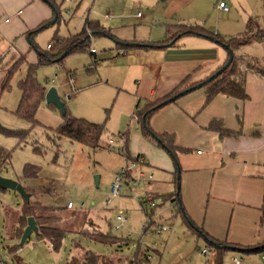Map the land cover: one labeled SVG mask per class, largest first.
<instances>
[{
    "label": "rangeland",
    "instance_id": "rangeland-1",
    "mask_svg": "<svg viewBox=\"0 0 264 264\" xmlns=\"http://www.w3.org/2000/svg\"><path fill=\"white\" fill-rule=\"evenodd\" d=\"M58 1L57 21L40 30L39 27L36 28L38 31L30 37L32 43L27 38L30 32L12 38L8 31L3 30L2 21L6 17H12L11 10L2 12L0 18V125L12 130L29 131L26 141L19 143L17 137L8 136L0 129V144L12 152L11 160L3 168L1 175L18 180L25 189H33L31 194L12 188L0 189V253L7 258L9 264H66L73 254L79 255L82 253L81 248H87L108 256H122L123 262L116 261L115 264H131L134 261L132 256L140 244V252L155 257L153 264H201L204 259L200 250L205 241L198 239L197 234L188 229L176 203L157 196V205L153 209L155 223H151L143 233L142 225L152 208L147 206V211H144L135 191H124L129 185L127 182L119 196L110 194V180L131 161L122 151L125 143L123 132L130 135L140 127L134 116L135 103L132 99L137 78L133 77L131 70L136 66H119L124 57L117 54V39L91 35L87 50L73 51L62 61L48 62L37 69V78L47 88L55 86L64 98L67 93H71V97L65 99V104L72 115L105 123L106 130L102 136L104 146L101 148L94 149L68 137H59L56 130L64 122V114L46 100L37 109L36 116L40 123L32 129L31 122L16 113L22 96L19 82L28 71L29 64L25 59L13 71L8 86L4 87L9 71L20 57V54L16 57L17 49L22 52L23 57L30 59L31 54L36 57L38 51L49 49L48 43H55V37L67 36L79 30L88 15L89 18H97L111 26L119 24L130 28L131 34L136 28L138 37L157 39L162 32L165 33V29L157 21L163 20L160 14L173 7L179 12L184 8V0H144L143 4L138 0ZM225 1L230 11H221L220 14L215 12V0L210 1L214 9L212 8L207 21L208 28H214L218 24L217 28L222 32L233 30L231 32L238 35V32L245 29L249 15H257L264 27V0ZM41 3L49 8L47 2ZM108 11L114 17L110 18ZM153 16L157 19L146 21ZM254 45L257 47L254 48L256 52H264L263 44L255 42ZM92 47L97 49V55H91ZM134 49L136 48L130 47L127 51L131 53ZM93 56L97 58L96 61ZM148 57L149 53H142L138 61H150ZM70 74H73L74 91L68 83ZM194 91H204V88ZM144 103V99L140 100L139 108ZM26 168L37 171V174L27 176ZM97 177H100L99 183ZM149 190L153 191L152 188ZM30 201L41 202L48 207L44 211L45 215L57 217L52 225L65 231L58 249L53 247L48 238L39 237L37 232H33L25 240L23 235L17 234L22 208ZM69 202L74 207H69ZM118 215H123L125 220H118ZM162 223L172 226V229L157 234V226ZM96 229L111 231V236L118 240L101 242L91 238L87 233ZM154 243L161 254L150 248ZM234 255L241 256V253L228 251L224 264H230ZM247 258L245 263L250 264V256Z\"/></svg>",
    "mask_w": 264,
    "mask_h": 264
},
{
    "label": "crops",
    "instance_id": "crops-1",
    "mask_svg": "<svg viewBox=\"0 0 264 264\" xmlns=\"http://www.w3.org/2000/svg\"><path fill=\"white\" fill-rule=\"evenodd\" d=\"M41 1L47 2L46 0H0V18L2 12L12 11V17H6L2 21L3 30L8 31L12 38L24 36L30 31H38L35 29L41 23L54 17L52 5L47 2L48 8ZM210 1L184 0L182 4L184 8L179 12L173 7L160 14L163 20L154 18L155 16L146 20L157 19L165 29V33L162 32L157 39L147 36L138 37L136 28L131 34L130 28L119 26V24L111 26L97 18H89V15L79 30L59 37L65 38L78 34L90 20L98 22L101 26L99 29H92V35L104 36L111 40L117 39L116 48L119 50L117 54L124 57L119 66L123 68L134 64L136 66L131 70L133 77L137 78L132 94L136 109L142 99L145 100V105L152 99L167 95L186 76L190 75L191 81H201L225 63L229 53L224 45L201 35L179 34L172 38L173 27L169 26L179 22L200 23L215 33L233 36L234 33L231 32L233 30L222 32L220 28H217L218 24L214 28L206 26L213 8ZM219 1L226 2L215 0L217 8L215 12L219 14L221 11L229 12L230 7L227 10L220 8ZM138 2L143 4L144 0H138ZM108 13L111 18L112 14L110 11ZM251 17L253 16H247L245 29L242 32L247 29L248 20ZM258 21L264 29L262 22L259 19ZM239 25L241 26V22ZM86 29L88 33L90 28L86 27ZM32 32H30L31 35ZM27 38L29 39L28 36ZM30 40L29 43H32ZM255 42L264 45V40L254 41L242 45L236 54L264 64V52L254 50L257 48L254 47ZM49 45L50 43L48 47ZM130 47L136 49L130 53L127 51ZM17 50V55L15 53L14 56L17 57L20 54L22 57V52ZM42 51H38L36 57L32 54L30 59L25 57V60L28 64L36 62ZM94 53L97 55V49ZM142 53H149L150 61H138ZM63 55L51 62L59 61L60 58L67 56V54ZM96 60L97 58L94 61ZM241 67L245 72L246 89L249 94L246 100L220 93L206 103L205 89L204 91L193 90L164 105L153 114L151 124L157 132L175 133L177 144L191 149L188 152H179L176 162L165 149L158 145L157 140L145 137L141 127L130 135L123 132L125 150L122 151L126 158L129 160L128 154L143 159L138 163L137 168L132 170L130 179L133 177L134 179L130 180L124 191L132 193L135 191L144 211H147L146 208L150 205L142 200L146 192L156 197V195L180 190V199L186 214L197 227L220 241L239 245L227 250L225 257L230 250L239 251L245 258V262L249 255L250 264H264V251L261 249L264 247V74L257 72L246 63ZM214 118L223 119L224 125L232 132L221 135L220 132L210 129L208 126ZM138 124L140 126L139 122ZM177 165L180 167V186L177 180ZM139 170L152 174V181H146L141 186L136 185L134 181ZM113 178L114 176L109 183V191ZM181 216L188 229L196 233L198 239L202 238L206 245V238L191 228L183 214ZM170 229L172 226L164 231ZM154 244L155 246L150 248L160 253L156 243ZM246 249L252 251L246 252ZM154 259L155 257L152 260ZM201 262V264L204 263L202 260Z\"/></svg>",
    "mask_w": 264,
    "mask_h": 264
},
{
    "label": "trees",
    "instance_id": "trees-1",
    "mask_svg": "<svg viewBox=\"0 0 264 264\" xmlns=\"http://www.w3.org/2000/svg\"><path fill=\"white\" fill-rule=\"evenodd\" d=\"M49 2H51L56 9H59L58 0H49ZM44 23H41L38 27H41ZM169 26L173 27L172 30L174 33L172 38H175L179 34H193V35L207 36L224 46L228 45L227 49L228 50L231 49L234 53V58L230 66L227 69H225L221 74H219L217 77L208 81L206 84L202 86L207 93L206 103L212 101L213 98L220 93L241 100H246L247 98H249V94L246 89L245 72L242 69L241 65L246 63L249 67L255 69L257 72L264 74V64L258 61H253V59H250L244 55H238L236 54V51L242 45L249 44L254 41L264 40V29L261 28L257 18L251 17L248 20L247 29L240 34L233 36H224L219 33H215L213 31L208 30L203 24L200 23L179 22L176 23L175 25H169ZM86 27L90 28V30L92 29L96 30L101 28L98 22L96 21L93 22L90 20L87 22ZM86 27L78 34L72 35L70 37H65V38H61L59 36L55 37V43L54 44L50 43V46L48 47L49 49L43 50L39 54L38 60L36 62L29 63L26 76L19 82V87L21 89L22 96L16 113L31 122L32 124L31 129L40 123L39 119L36 116V113L39 105L43 101H45V95L48 89L47 86H45L37 78L38 67L40 65L55 60L60 55L64 54L66 51L68 55L73 51L87 50L90 47V37L88 36ZM33 33L34 32H32V34ZM90 53L91 55H95V53L92 50L90 51ZM24 59L25 57L22 56L18 58V60L14 63L11 70L9 71L7 80L4 83V87L8 86L13 71L19 68L20 64ZM63 59L64 57L60 58L59 61H62ZM95 59L96 57L94 56V60ZM219 68H217L214 72H216ZM198 82L200 81H191V76L188 75L180 82V84L173 91H171L170 93H168L163 97L155 98L148 101L145 105H143L142 108H139L137 106L134 112V116L136 117L137 121L140 123L141 131L143 135L147 138L157 140L158 145L163 149H165L172 156L175 162L177 161L179 152L181 151L188 152L191 149L178 145L176 141L175 133H171L168 131L157 132L151 124V118L159 108L164 106V105H160V103L172 97L181 90L191 85H194ZM62 99L64 100V102L66 101L64 97H62ZM48 104L56 107L52 103H48ZM158 105L160 106L157 107ZM64 119H65L64 122L56 130V133L58 134L59 137L60 136L68 137L74 141L81 143L82 145L89 146L94 149H98L104 146L102 143V136L106 130L105 123H97L85 117L72 115L71 112L68 110L67 113L64 115ZM208 127L210 129H214L220 132L221 135L229 134L232 132L231 129L227 128L224 125L223 119L221 118L212 119ZM0 129L8 136L17 137L19 143L26 141L29 135V131L22 129L12 130L2 125H0ZM157 137L159 138V140L157 139ZM11 156H12L11 150L7 149L6 147L0 144V174L2 173L3 168L6 166V164H8L9 161L11 160ZM127 157L132 159L138 158V156L132 157L128 154ZM25 172L27 176L29 175L35 176L37 174V171L28 170L27 168ZM26 191L30 194L33 193V189L31 188H26ZM157 196L163 197L165 201L176 203L179 209V213L183 214L184 218L188 222L189 216H187L183 205L181 207L179 203L180 190H176L173 191L172 193H167L164 195H156V197ZM154 207L152 208L150 213L146 212L148 216H150L151 219L150 224L155 223V219L153 218ZM46 209H48V207L43 205L41 202H32V201L26 202L22 208V213L19 217L20 225L17 228V234L19 236L23 235L24 230L28 225V218L30 216H34L36 219V223L38 225V231H37L38 236L41 238H48L51 241L53 247L58 249L62 244L65 231L60 227H56L52 225V223L57 217L53 215H45L44 211ZM189 225L193 230H196L200 236H204L206 238L207 244L216 247L218 251V258L215 264H224L225 252L230 249L226 246L227 243L210 236L207 232L200 229L199 227L196 228L194 222L193 224L189 223ZM87 234L91 238L101 242H116V240H118L111 236L110 231L103 232L96 229V231L94 232L89 231ZM125 241L127 242V240ZM235 246H239V245H235ZM261 249L264 251V247H262ZM81 251L82 253H80L79 255L73 254L67 260L66 264H103L106 262L109 264H115L116 261H119L121 263L123 262V257L118 254L117 256H108L87 248H81ZM140 251L141 250L139 244L137 251L132 256L134 259L133 258L131 259L135 260L139 264H153L152 263L153 260L149 258V254ZM245 251L247 252L252 250L246 249Z\"/></svg>",
    "mask_w": 264,
    "mask_h": 264
},
{
    "label": "built area",
    "instance_id": "built-area-1",
    "mask_svg": "<svg viewBox=\"0 0 264 264\" xmlns=\"http://www.w3.org/2000/svg\"><path fill=\"white\" fill-rule=\"evenodd\" d=\"M218 6L222 9H226V10L229 9L228 4L224 1H219ZM91 35H92V32L90 29H88V36L90 37ZM91 50L93 52L96 51V49L94 47H92ZM73 80H74L73 74H70L69 79H68V83L71 86H72ZM72 90L73 91L75 90L73 88V86H72ZM70 97H71V93H67L65 95V99H69ZM122 150H125V149L123 148ZM142 161H143L142 157H138L135 160H131L125 166H123L120 171H118L114 175V178H113L111 185H110V194L112 196H119L121 194L122 189L124 188V183L125 182L129 183L130 180L134 179V177L132 179H130L132 170L137 168L138 163L142 162ZM152 179H153L152 174H147L143 170H139L138 176H137V178H135L134 183L138 186H141L146 181L151 182ZM142 200L146 201L151 207H154L157 205L154 195L150 192H146L145 195L142 197ZM68 206L72 207L73 203L69 202ZM118 220L124 221L125 220L124 216L118 215ZM145 220H146L145 223L142 225V232L143 233H145L147 231V229L149 228L148 226H150V222H151L150 216L146 215ZM116 227H119V226H116ZM157 228L158 229L155 232L157 234H160V233H162V231L170 228V226H167V225L162 223V224H159L157 226ZM154 246L155 245H153L152 247H154ZM200 253L204 259L205 264H215L216 263V260L218 258V251H217L216 247H214L213 245H210V244L204 245L201 248ZM149 258L152 260L153 256L149 255ZM0 264H9L7 258H5L1 253H0ZM56 264H58V263H56ZM133 264H139V263L134 260ZM230 264H246L245 258L243 256H232L231 260H230Z\"/></svg>",
    "mask_w": 264,
    "mask_h": 264
},
{
    "label": "water",
    "instance_id": "water-1",
    "mask_svg": "<svg viewBox=\"0 0 264 264\" xmlns=\"http://www.w3.org/2000/svg\"><path fill=\"white\" fill-rule=\"evenodd\" d=\"M48 3H50L54 9V12H55V15L53 17V19H51L50 21H48V23H44L41 27H39L38 30L42 29L43 27H46L52 23H54L57 18H58V12L55 8V6L49 2V0H46ZM30 36H31V33L28 34V37H29V40H30ZM31 41V40H30ZM226 48H228V45H225ZM228 53H229V56H228V59L227 61L214 73H212L211 75H209L206 79L194 84V85H191L183 90H181L180 92L176 93L175 95H173L172 97L164 100L162 103H160V105H166L170 102H173L174 100H176L177 98L197 89V88H200L202 87L204 84H206L208 81L214 79L215 77H217L219 74H221L225 69H227L231 62L233 61V58H234V53L231 49L228 50ZM67 54V51L64 53L63 56H65ZM45 100L47 103H52L54 104L64 115L67 113V108H66V104L64 102V100L62 99V97L60 96V94L58 93V90L55 86H51L47 89L46 91V95H45ZM160 105H158L157 107H159ZM156 107V108H157ZM157 139L159 140V138L157 137ZM180 167L177 165V180H178V186H180ZM99 178L100 177H97V183H99ZM0 188L2 189H8V188H12V189H16L18 191H20L21 193H27L26 189L22 186V184L18 181V180H15V179H11V178H8V177H5V176H2L0 174ZM179 203L182 207V201L181 199H179ZM188 222L190 224H193V221L190 220V218H188ZM196 228H198L196 226ZM38 231V225L36 223V219L34 216H30L28 218V225L26 226L25 230H24V233H23V240H25L29 235H31L33 232H37ZM226 246L228 248H236L235 245H232V244H226Z\"/></svg>",
    "mask_w": 264,
    "mask_h": 264
}]
</instances>
